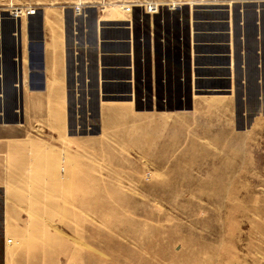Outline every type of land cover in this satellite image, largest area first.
Returning <instances> with one entry per match:
<instances>
[{"label":"rangeland","instance_id":"1","mask_svg":"<svg viewBox=\"0 0 264 264\" xmlns=\"http://www.w3.org/2000/svg\"><path fill=\"white\" fill-rule=\"evenodd\" d=\"M40 1L0 0L6 81L10 61L18 65L23 55L18 78L39 84L38 22L46 18L50 96L34 91V115L39 144L53 148L39 150L45 195L39 262L29 264H264V0H96L101 20L131 30L139 15L142 36L152 33L150 51L144 37L136 52V101H97L91 24L70 12L80 15L85 1ZM146 4L157 12L146 13ZM20 8L24 15L13 13ZM207 9L219 10L208 13L219 23L202 29L218 32L220 58L206 56V67L218 65L202 71L194 47ZM164 29L171 51L158 38ZM213 73L220 81L206 80Z\"/></svg>","mask_w":264,"mask_h":264},{"label":"crops","instance_id":"2","mask_svg":"<svg viewBox=\"0 0 264 264\" xmlns=\"http://www.w3.org/2000/svg\"><path fill=\"white\" fill-rule=\"evenodd\" d=\"M41 1L39 2L40 5H75L73 0ZM84 1L80 15L70 12L77 16L81 23L88 22L91 24V29L86 31L93 38V83L97 88L95 93L97 101H100V97L103 99V97L109 96L113 99H119L127 95L131 97L132 101H136L140 90V81L137 77L139 74H137V70L140 71V62L136 57V52H140L141 46L145 42L144 37L149 39L148 48L150 51L152 33L144 32L145 34L142 36L140 29L142 22L139 15L133 18L130 30L127 27L128 24L123 25L117 23L118 21H110L109 19L101 20L99 11L91 6L96 0ZM208 13L206 11L200 12L201 23L198 24L202 34L199 32L195 35L194 54H196L197 59L201 60L202 67H197V69L202 68V71L205 70L204 68L216 70L217 67L215 66L218 65V62H214L212 67H206L205 65H209L204 62L206 56L220 58L219 40L216 37L218 32L214 28L202 29L209 22H211L210 26H213L215 21L219 23V19L213 21ZM43 17L44 65L46 70V18ZM102 22H106V24H100ZM136 26L138 30H136ZM160 32L162 33L158 38L164 37V45L167 51H171L172 45L169 40L171 33L165 29L160 30ZM11 37L10 42L12 43ZM166 40L168 41L166 42ZM202 44L211 47V50L205 51ZM19 61L18 65L10 61L12 76L9 80L6 81L0 77V264L39 262V208H41L39 207V199L45 195L39 185V177H42L39 174V150H51L53 148L51 142L46 143L47 146L39 144V133L36 131L39 117L34 115V108L39 105V93L30 90L28 93L24 91L27 83L24 81L22 73H19L18 78L16 72L18 67L20 71L23 70L22 63L25 64L23 55ZM89 78L91 76H86L84 82H89ZM206 78L207 81L213 83L220 81L219 74L213 73L211 78L207 76ZM59 79L60 77L56 76L51 83L58 82ZM45 82L46 85L49 82L46 73ZM43 95V97L45 95L50 96L47 88ZM52 97L51 99H53ZM7 239H12V242L15 241L10 248H8Z\"/></svg>","mask_w":264,"mask_h":264},{"label":"water","instance_id":"3","mask_svg":"<svg viewBox=\"0 0 264 264\" xmlns=\"http://www.w3.org/2000/svg\"><path fill=\"white\" fill-rule=\"evenodd\" d=\"M217 11L218 9H207L205 10L206 12H212V11ZM219 11V10H218ZM226 35H227V43H226V47H227V66H228V70H229V66L231 63V58H230V47H229V14H228V10H227V14H226ZM38 29H39V66L36 68V70H38L39 72V84L37 86H32L30 80H28L27 85L30 91H39V92H44L46 90V82H45V65H44V42H43V20H42V16H39V22H38ZM29 41L31 42V38L30 35L28 36ZM29 69L32 70V65L29 64ZM229 72V71H228ZM230 76V75H229ZM228 88H230V82H228Z\"/></svg>","mask_w":264,"mask_h":264},{"label":"built area","instance_id":"4","mask_svg":"<svg viewBox=\"0 0 264 264\" xmlns=\"http://www.w3.org/2000/svg\"><path fill=\"white\" fill-rule=\"evenodd\" d=\"M131 8H133V6L129 7L126 6L124 9L127 13H130ZM143 10L148 13V14H155L158 10L157 6L154 4H146L143 7ZM75 11H79V7H75ZM29 14V13H28Z\"/></svg>","mask_w":264,"mask_h":264},{"label":"bare ground","instance_id":"5","mask_svg":"<svg viewBox=\"0 0 264 264\" xmlns=\"http://www.w3.org/2000/svg\"><path fill=\"white\" fill-rule=\"evenodd\" d=\"M155 5V4H154ZM12 7V6H11ZM26 10H30L29 8H26ZM16 12H13V13H15L16 15H18V14H23L25 11L23 10V8H20V9H18V10H15ZM24 15V14H23ZM26 16V15H25ZM28 62V61H27ZM36 66V65H35ZM34 70V69H33Z\"/></svg>","mask_w":264,"mask_h":264}]
</instances>
